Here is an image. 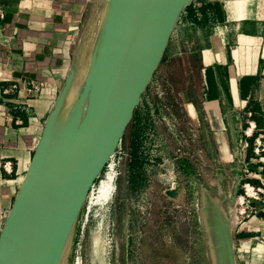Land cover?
<instances>
[{"label":"rangeland","instance_id":"rangeland-1","mask_svg":"<svg viewBox=\"0 0 264 264\" xmlns=\"http://www.w3.org/2000/svg\"><path fill=\"white\" fill-rule=\"evenodd\" d=\"M235 1L239 0H231V11L237 7ZM103 8L102 3L97 10L92 6L89 26ZM235 23L231 21V25ZM197 29L202 30V39ZM94 33L86 26L70 41L67 60L70 66L75 63V85L89 64ZM210 35L208 27L195 21L193 26L175 27L123 132L119 142L122 157L110 163L117 173L116 185L104 213L98 260L92 254L95 207H88L89 189L59 264H212L200 216L203 191L217 200L227 198L222 212L232 223L229 231L235 264H264V251L259 250L264 246V233L234 241V234H246L241 226L250 219L246 218L249 206L240 203L244 185L260 187L251 178L253 171L243 163L221 166L219 171L207 165L215 160V153L189 126L185 103L177 101L182 96L197 103L201 50ZM12 145L9 140L5 143L6 147ZM105 166L92 183L94 190L107 171ZM254 204L264 219V189ZM6 209L0 188V221Z\"/></svg>","mask_w":264,"mask_h":264},{"label":"crops","instance_id":"crops-1","mask_svg":"<svg viewBox=\"0 0 264 264\" xmlns=\"http://www.w3.org/2000/svg\"><path fill=\"white\" fill-rule=\"evenodd\" d=\"M101 1L0 0V188L7 212L70 67V41L86 26L94 33L98 14L89 26L90 9L97 10ZM231 4L193 0L179 18L176 27L195 21L211 35L201 50L197 103L182 96L177 101L185 103L189 126L215 153V160L206 164L219 171L243 163L264 189V151H255L257 141L264 146V9H259L264 0L235 1L233 11ZM205 6H211L210 13ZM38 82L39 91L29 92ZM7 140L12 147L5 146ZM241 227L247 232L234 234V241L263 234L264 219L250 218Z\"/></svg>","mask_w":264,"mask_h":264},{"label":"water","instance_id":"water-1","mask_svg":"<svg viewBox=\"0 0 264 264\" xmlns=\"http://www.w3.org/2000/svg\"><path fill=\"white\" fill-rule=\"evenodd\" d=\"M101 3L85 77L75 85L73 62L0 230V264H59L94 179L119 144L192 0ZM202 193L200 216L212 264H235L222 212L227 198Z\"/></svg>","mask_w":264,"mask_h":264},{"label":"bare ground","instance_id":"bare-ground-1","mask_svg":"<svg viewBox=\"0 0 264 264\" xmlns=\"http://www.w3.org/2000/svg\"><path fill=\"white\" fill-rule=\"evenodd\" d=\"M101 17H102V14H99L98 21L96 24V31H95L94 36L97 34V29H98L99 23L101 22V19H102ZM85 73H86V70L84 69L82 71V76H81L82 80L80 79L81 81H79V83H77L78 86H80V84L82 83V81L85 77ZM116 174L117 173H116L114 164L110 165V167L105 172L103 178L99 181L97 188L89 196V204H88L89 209L92 207H95V211L93 214V218L95 219V237L92 241V254L94 255V258L97 257V255H99V253H98L99 247L101 246V244H100L101 240H99V237H100L99 235L101 233L103 223H104L105 210H106L109 202L111 201V197H112L113 191L115 189ZM6 216H7V214H5L4 217H6ZM81 229H82V227H81ZM61 259H63V255H62ZM96 260H98V257ZM62 261L59 263H62ZM74 264H81V263L79 261H76Z\"/></svg>","mask_w":264,"mask_h":264},{"label":"built area","instance_id":"built-area-1","mask_svg":"<svg viewBox=\"0 0 264 264\" xmlns=\"http://www.w3.org/2000/svg\"><path fill=\"white\" fill-rule=\"evenodd\" d=\"M193 1V0H192ZM185 13V11L183 12ZM182 13V14H183ZM181 14V15H182ZM181 17V16H180ZM195 17L196 18H199L200 17V13H198V11H195ZM180 21L178 20L177 24L179 23ZM191 26L194 25L193 22L189 23ZM95 34V33H94ZM42 86V83L41 82H38L36 84H31L30 88L28 89L29 92L33 91V92H36V91H39V89L41 88ZM15 87V86H14ZM249 128H251V125L249 124ZM247 129L246 130V136L247 137H250L251 136V131L250 129ZM245 145H247V143H245ZM256 154H258L260 151H264V146H262L260 144L259 141H257V146H256ZM122 157V150L120 148V144L117 145L116 149L114 150L113 154L110 155V157L108 158L107 160V164L105 167H107V169L110 167V163L112 161H114L115 159H121ZM250 175V174H249ZM94 191V186L92 185L90 187V195L92 194V192ZM263 193V188L262 187H254V186H250V184H245L244 185V195L241 196L240 198V203H245L246 206L248 205L249 206V211L246 215V218H256L258 219L256 216L258 215V212L255 210V204H254V201L258 199V196L261 195ZM250 200V202L248 201ZM244 212V210H242ZM260 214V213H259ZM259 216V219L262 218L261 215H258ZM5 218L6 217H3V219L0 221V230L2 228V225L5 221Z\"/></svg>","mask_w":264,"mask_h":264},{"label":"trees","instance_id":"trees-1","mask_svg":"<svg viewBox=\"0 0 264 264\" xmlns=\"http://www.w3.org/2000/svg\"><path fill=\"white\" fill-rule=\"evenodd\" d=\"M189 10V7H187V9L185 10L186 12Z\"/></svg>","mask_w":264,"mask_h":264}]
</instances>
